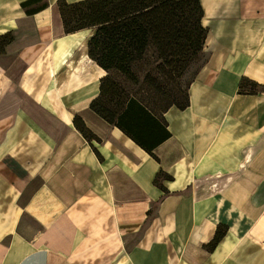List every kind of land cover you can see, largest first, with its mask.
<instances>
[{
	"label": "crops",
	"instance_id": "1",
	"mask_svg": "<svg viewBox=\"0 0 264 264\" xmlns=\"http://www.w3.org/2000/svg\"><path fill=\"white\" fill-rule=\"evenodd\" d=\"M25 1L0 0V264H264V0H199L207 57L152 151L91 108L95 29Z\"/></svg>",
	"mask_w": 264,
	"mask_h": 264
},
{
	"label": "trees",
	"instance_id": "2",
	"mask_svg": "<svg viewBox=\"0 0 264 264\" xmlns=\"http://www.w3.org/2000/svg\"><path fill=\"white\" fill-rule=\"evenodd\" d=\"M39 1L27 0L23 6ZM193 2L198 18L189 31L191 28L185 23L188 15L184 16L186 3L183 0H58L66 33L95 29L88 41L89 55L107 74L102 78L101 92L92 101L91 108L149 151L169 132L160 118L138 98L131 96L125 101L120 100L112 73L119 71L133 76L136 64L151 46H156L163 60L175 70L185 63L193 48L202 50L207 29L202 24L203 10L199 0ZM203 31H206L205 36L201 35ZM11 40L10 33L0 37L2 44Z\"/></svg>",
	"mask_w": 264,
	"mask_h": 264
},
{
	"label": "rangeland",
	"instance_id": "3",
	"mask_svg": "<svg viewBox=\"0 0 264 264\" xmlns=\"http://www.w3.org/2000/svg\"><path fill=\"white\" fill-rule=\"evenodd\" d=\"M185 1V23L192 30L196 23L198 12L195 11L194 0ZM197 17V18H196ZM193 25H192V24ZM202 36L206 31L201 32ZM207 57L205 43L203 49L189 51L185 63L180 69L167 65L156 46L147 48L140 61L134 68V75H124L113 71L112 78L118 85L120 100L134 96L142 101L158 118L162 119L164 111L169 105L182 106L187 102V89L195 71L203 64ZM125 107V104L123 105ZM121 107V109L123 108ZM120 109V110H121Z\"/></svg>",
	"mask_w": 264,
	"mask_h": 264
}]
</instances>
